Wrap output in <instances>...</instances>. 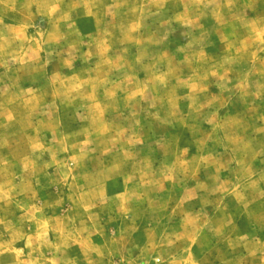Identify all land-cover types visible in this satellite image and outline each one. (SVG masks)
Here are the masks:
<instances>
[{
    "label": "rangeland",
    "instance_id": "374dc122",
    "mask_svg": "<svg viewBox=\"0 0 264 264\" xmlns=\"http://www.w3.org/2000/svg\"><path fill=\"white\" fill-rule=\"evenodd\" d=\"M0 264H264V0H0Z\"/></svg>",
    "mask_w": 264,
    "mask_h": 264
}]
</instances>
